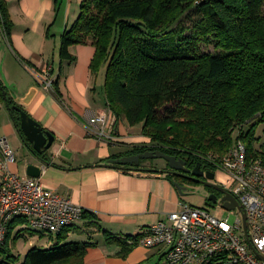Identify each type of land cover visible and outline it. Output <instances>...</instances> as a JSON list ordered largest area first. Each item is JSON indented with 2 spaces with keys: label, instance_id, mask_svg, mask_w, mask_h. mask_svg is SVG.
<instances>
[{
  "label": "trees",
  "instance_id": "trees-1",
  "mask_svg": "<svg viewBox=\"0 0 264 264\" xmlns=\"http://www.w3.org/2000/svg\"><path fill=\"white\" fill-rule=\"evenodd\" d=\"M13 30L8 3L0 0V32L11 41ZM79 45L96 49L94 77L106 67L105 95L113 116L141 125L150 140L117 159L160 150L189 157L193 168L201 164L215 170L209 158L225 156L240 130L237 139L249 156L264 161V144L256 147L258 127L264 126V0H84L78 19L62 36L61 59L74 62L70 49ZM4 93L0 82L5 99ZM54 95L65 106L58 82ZM5 101L9 109L19 106ZM10 111L32 151L20 114ZM47 154L40 156L47 161ZM146 162L138 171L153 172ZM84 219L95 218L86 212ZM26 224L23 218L10 224L0 264L18 262L9 241ZM72 228L58 234L51 248H32L21 264H84L93 244L67 242ZM27 232L35 235L23 228L13 240ZM104 235L109 244L123 247L122 257L135 247L128 244L133 236Z\"/></svg>",
  "mask_w": 264,
  "mask_h": 264
},
{
  "label": "crops",
  "instance_id": "crops-1",
  "mask_svg": "<svg viewBox=\"0 0 264 264\" xmlns=\"http://www.w3.org/2000/svg\"><path fill=\"white\" fill-rule=\"evenodd\" d=\"M83 1L6 0L14 30L11 41L0 32V82L7 98L54 134L55 142L47 161L40 162L24 142L5 99L0 96V140L8 142L17 159L5 169L0 149V180L6 170L26 178L28 166H39L46 189L93 215L94 220L83 219L73 226L67 240L93 244L84 264H154L165 257L163 248L134 247L127 257H122L123 247L109 244L104 232L121 238L138 235L160 221H168L182 203L188 204L187 196L165 174L103 167L133 146L149 144L150 140L143 136L141 125L132 127L126 119L117 121L114 116L110 122L111 139L92 132L100 130L97 117L109 110L106 68L102 75H92L96 49L91 45L71 47L74 62L63 61L60 56L62 36L71 22L78 19ZM60 2L67 6L66 15L63 24L53 31L49 28L61 9ZM48 68L58 82L65 106L54 93L44 91L34 76L33 71L42 73ZM20 227L17 228L22 230ZM44 237L30 242V249ZM49 237L46 244L51 247L58 238Z\"/></svg>",
  "mask_w": 264,
  "mask_h": 264
},
{
  "label": "built area",
  "instance_id": "built-area-1",
  "mask_svg": "<svg viewBox=\"0 0 264 264\" xmlns=\"http://www.w3.org/2000/svg\"><path fill=\"white\" fill-rule=\"evenodd\" d=\"M33 72L44 91L55 93L57 80L50 68ZM112 116L110 109L98 116L100 130L92 132L111 139ZM0 149L7 169L16 162V153L4 139L0 140ZM209 159L229 176L222 187L238 200L241 210L228 211L229 217L222 219L182 203L168 221L143 230L128 239V244L147 250L163 248L167 264H264L263 159L250 157L241 139L222 158ZM85 213L70 199L46 189L41 178H22L6 170L0 180V247L6 245L10 224L16 219H25L26 226L34 230L58 235L82 221ZM232 217L236 218L233 222Z\"/></svg>",
  "mask_w": 264,
  "mask_h": 264
},
{
  "label": "water",
  "instance_id": "water-1",
  "mask_svg": "<svg viewBox=\"0 0 264 264\" xmlns=\"http://www.w3.org/2000/svg\"><path fill=\"white\" fill-rule=\"evenodd\" d=\"M5 99H7V94L4 93ZM20 114V123H21V131L24 137L27 139L28 143L32 146V153L40 160V162H45L44 159L41 158V154L49 152L55 142V136L49 131L44 130V128L35 121L23 108L19 106H13L10 108ZM149 160H164L168 163L169 171H165L162 169L152 170L153 172L162 173L165 175H173L178 177L185 176L184 172H190L186 168V161L176 157L170 156L160 150L157 151H146L144 153H139L136 155L125 156L119 159H112L107 162L103 167H114L126 169L129 171H138L140 170V166L142 161ZM201 164H197L195 166L192 174L193 178L191 180L198 185H203L210 190H213L216 193H211L208 197V201L211 204L217 205L219 202L223 205L224 209L227 211H233L235 209L241 210V205L238 200L228 192L224 187L213 183L215 179V174L212 172H202ZM43 173L42 168L36 165H30L27 168L28 177L32 178H41ZM204 178L205 180H202ZM176 188H178L179 192L182 195H189V188L187 186H181L178 182H174ZM245 222L247 221L246 215H244ZM246 222V227H247Z\"/></svg>",
  "mask_w": 264,
  "mask_h": 264
},
{
  "label": "rangeland",
  "instance_id": "rangeland-1",
  "mask_svg": "<svg viewBox=\"0 0 264 264\" xmlns=\"http://www.w3.org/2000/svg\"><path fill=\"white\" fill-rule=\"evenodd\" d=\"M61 3L62 2H60V4ZM82 3L79 5V8H78L79 11H81ZM59 7L61 9H59L56 12V15L54 16V20H53L54 22H53V24H51V27L49 28V29H52L53 31L57 30L56 27L58 25L63 24L64 18H65V15H66V8H67L66 4L63 3V5L61 4ZM74 23L75 22H73V21L71 22L70 28L74 25ZM104 68H106V67H103L100 70L98 75H102V70ZM237 133H238V136H239L240 132L238 131L234 135V137H236V141L238 140L237 139ZM256 138H257L256 147L260 148L264 144V126L258 127ZM166 164L167 163L164 160H149V161H147L144 164V167H146V168L149 167L150 168V167H153V166H157L158 169H159L160 167H162V168L165 167ZM213 173L215 174V179L213 180V183H215V184L223 186L229 180V176L226 175L225 173H223L222 171H219L218 169L213 170ZM187 187L189 188V192H188L189 195L186 198L188 204H190L192 206H195V207H198V208L205 209V210L209 211L210 213H212L213 215H215L216 217H219V218H222V219H227L229 217V212L226 209H224L223 206H220L219 204L218 205H214V204L209 203L208 197L210 196L212 190L208 189L207 187H205L203 185H198V184H189ZM235 219H236L235 217H232L231 221L233 222ZM20 228H25L27 230H30L31 232H35L34 233L35 235L31 236L27 232V233H25L24 237L14 241L13 240L14 234L17 233L21 229L17 228L18 230L16 229L14 231V233H13V235H12L10 241H9V246H10V249H11V253H13V255H15L19 259L16 264L23 263V261L25 260V257L27 256V251H28V249H30V247H29L30 246V242H33V241L37 242L38 238L42 239L40 234H43L42 231L34 230L32 228H29L26 225H23ZM44 236H45L43 238L44 240L42 242H40V243H37L36 247L39 248V249H49V248L52 247V246L50 247V246H48L46 244L48 240H51V237H49L50 234L46 233ZM29 239H30V241H28ZM57 242H58V240H57ZM56 243H54L53 246ZM46 247H49V248H46ZM154 264H167V261H166L165 257H163L161 260H159L157 262H154Z\"/></svg>",
  "mask_w": 264,
  "mask_h": 264
},
{
  "label": "flooded vegetation",
  "instance_id": "flooded-vegetation-1",
  "mask_svg": "<svg viewBox=\"0 0 264 264\" xmlns=\"http://www.w3.org/2000/svg\"><path fill=\"white\" fill-rule=\"evenodd\" d=\"M188 158H189V157H186V158H180V159L186 161V165H187L186 168H187L190 172H184V173H181V174H184V175H185V176H183V177H178V176H173V175H171V176L174 178V180H175L176 182H178L181 186H188L189 184H195V183L191 180V178H193V174H192V172H193V170H194V168H193L194 166L191 165L192 163L189 162ZM162 170L169 171L168 163L166 164V166H165L164 168H162ZM200 171L205 172V173H207V172H212V173H213V170H212L211 168H208L207 165H203V166H201V170H200ZM201 179H202V180H205L204 178H201ZM211 193H216V194H218L217 192H215V191H213V190H212Z\"/></svg>",
  "mask_w": 264,
  "mask_h": 264
}]
</instances>
